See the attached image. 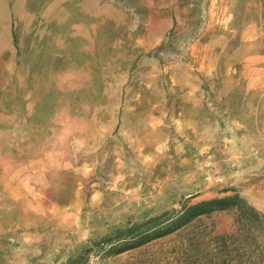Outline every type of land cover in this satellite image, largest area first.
Returning a JSON list of instances; mask_svg holds the SVG:
<instances>
[{
	"label": "rangeland",
	"instance_id": "obj_1",
	"mask_svg": "<svg viewBox=\"0 0 264 264\" xmlns=\"http://www.w3.org/2000/svg\"><path fill=\"white\" fill-rule=\"evenodd\" d=\"M233 193L264 215V0H0V264L264 259L236 210L86 250Z\"/></svg>",
	"mask_w": 264,
	"mask_h": 264
},
{
	"label": "trees",
	"instance_id": "obj_2",
	"mask_svg": "<svg viewBox=\"0 0 264 264\" xmlns=\"http://www.w3.org/2000/svg\"><path fill=\"white\" fill-rule=\"evenodd\" d=\"M13 41L15 43V37ZM179 205L178 209L162 210L155 215L143 216L135 222L115 225L105 234L90 239L91 246L86 250L92 252L97 249L104 257L116 256L175 233L200 216L214 212L236 210L240 219L250 225L261 217L264 218V215L259 214L238 193L195 202L187 200ZM65 264H81V256L71 258ZM217 264H225V262L221 261ZM248 264H264V259L253 258Z\"/></svg>",
	"mask_w": 264,
	"mask_h": 264
}]
</instances>
